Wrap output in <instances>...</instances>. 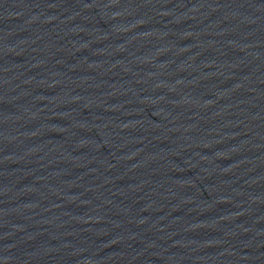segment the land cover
<instances>
[{
	"label": "water",
	"instance_id": "obj_1",
	"mask_svg": "<svg viewBox=\"0 0 264 264\" xmlns=\"http://www.w3.org/2000/svg\"><path fill=\"white\" fill-rule=\"evenodd\" d=\"M0 264H264V0H0Z\"/></svg>",
	"mask_w": 264,
	"mask_h": 264
}]
</instances>
